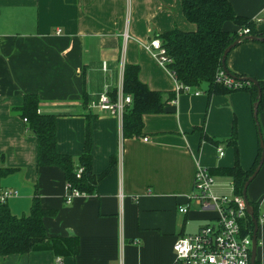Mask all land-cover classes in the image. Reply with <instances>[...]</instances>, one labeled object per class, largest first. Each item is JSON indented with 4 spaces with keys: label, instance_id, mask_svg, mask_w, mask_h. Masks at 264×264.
<instances>
[{
    "label": "crops",
    "instance_id": "obj_1",
    "mask_svg": "<svg viewBox=\"0 0 264 264\" xmlns=\"http://www.w3.org/2000/svg\"><path fill=\"white\" fill-rule=\"evenodd\" d=\"M228 1L235 15L264 33V0ZM195 29L183 17L181 0H0V166L10 170L0 180V197L10 194L3 203L15 218L28 217L37 200L48 213L42 220L47 236L75 237L79 246L74 257L13 254L0 257V264H172L175 241L214 222V211L201 210L193 199L196 166L211 175L214 196H235L222 172L235 162L226 141L234 129L239 166L249 171L260 139L264 153V113L255 122L246 91L175 90L147 47L161 34ZM222 30L240 28L226 22ZM125 66L137 67L139 82L160 92L164 104L163 113L143 115L138 135H125L122 119L91 107L102 95L111 101L122 94ZM225 67L264 82V43L238 44ZM25 96L36 97L39 114L55 117L56 151L76 167L89 126L92 175L112 165L90 195L65 204L63 172L36 166V139L20 112ZM247 200L257 205L259 220L264 217V159ZM259 220L255 262L264 264Z\"/></svg>",
    "mask_w": 264,
    "mask_h": 264
},
{
    "label": "trees",
    "instance_id": "obj_2",
    "mask_svg": "<svg viewBox=\"0 0 264 264\" xmlns=\"http://www.w3.org/2000/svg\"><path fill=\"white\" fill-rule=\"evenodd\" d=\"M182 14L185 20L195 26L193 32H181L173 30L157 36L161 47L165 50L169 59L166 69L183 86L199 89L206 86L208 94H229L237 91H246L250 95L252 105L256 102L257 89L254 85L241 83V77L231 74L221 66V57L224 50L232 43L242 40L238 32L227 33L222 30V25L230 22L242 29L249 30V36L264 37V33H258L252 23L235 15L228 0H181ZM261 43H264L261 42ZM218 71H222L229 78L240 84L237 90L223 87L215 82ZM257 82V81H256ZM261 90V99L257 109V115L264 113V82H257ZM122 94L130 95L131 105L125 108L122 115L123 133L140 134L142 117L147 114L163 113L162 94L153 92L139 82L137 67L125 66ZM116 101L114 93L111 102ZM38 100L35 96H25L20 112L27 122L28 129L36 139V166L55 167L63 172L67 186L78 192L90 195L96 182L102 176H94L91 173L90 159V129H86L84 148L79 158L78 166H74L71 158L57 153L55 147V117L41 115L37 112ZM259 128V126H258ZM203 141L215 144L206 135H201ZM218 143V142H216ZM234 148L235 162L233 167L223 170V174L232 180L233 194L242 196L245 182L256 169L261 149L255 162L249 171H243L239 166L236 148L235 130L226 141ZM82 169L79 178H76V170ZM9 169L0 166V180L9 174ZM253 209V215L258 222V207L249 202ZM48 213L42 210L37 200L33 203L31 213L26 218H15L10 215L4 203L0 202V257L13 254H28L36 252H51L55 258L74 257L78 253V240L75 237H48L42 220ZM244 234L252 237L253 225L248 216L242 223ZM257 264V262H255Z\"/></svg>",
    "mask_w": 264,
    "mask_h": 264
},
{
    "label": "built area",
    "instance_id": "obj_3",
    "mask_svg": "<svg viewBox=\"0 0 264 264\" xmlns=\"http://www.w3.org/2000/svg\"><path fill=\"white\" fill-rule=\"evenodd\" d=\"M238 35L245 37L249 35V30L242 29ZM123 38L125 40L129 38L127 32H124ZM147 50L153 52L159 66L166 69L170 61L160 42L153 40ZM168 72L177 92L189 89L181 85L170 71ZM215 82L232 90L240 87L239 83L222 71L216 74ZM130 104L131 98L119 93L115 102H111L107 96L102 95L91 107L100 112L113 114L121 120L125 108ZM23 121L26 122L25 119ZM218 156L222 157L223 152L219 150ZM81 172V168L76 170V178L80 177ZM212 183V177L208 171L197 165L193 176V188L196 190L193 199L201 210L214 211L215 219L213 223L200 228L196 234L180 237L175 241L172 246V264H250L251 237L244 234L242 229V223L247 216L244 201L239 196H233L230 200L214 196L211 193ZM9 195V193H3L0 202L3 203ZM81 196L84 194L66 185V194L63 198L65 204H70L75 198ZM178 211L185 214L186 208H179ZM259 221L264 223V217ZM56 263L58 264L59 261L57 260Z\"/></svg>",
    "mask_w": 264,
    "mask_h": 264
},
{
    "label": "water",
    "instance_id": "obj_4",
    "mask_svg": "<svg viewBox=\"0 0 264 264\" xmlns=\"http://www.w3.org/2000/svg\"><path fill=\"white\" fill-rule=\"evenodd\" d=\"M263 41H264V37L246 36L242 40H238V41L232 43L231 45H229L224 50L223 55L221 57L222 69L225 70V59H226L227 55L238 44H240L242 42H263ZM238 81L241 82V83L252 84L257 89L256 102L253 104V119L255 120V122H257L256 121L257 120V109H258V105H259L260 99H261V90L258 87V83L255 80L251 79V78H240V79H238ZM259 148L261 149V153H260V158H259L258 165H257L256 169L254 170V172L252 173V175L245 182L243 190H242V196H241L243 201H244V204H245L246 214L250 218V220L252 222V225H253V234H252V237H251L250 264H255V257H256V233H257V229H258V224H257V221L254 218L253 209L250 206L249 201L247 200V188H248L249 184L253 181L255 176L258 174V172H259V170H260V168L262 166V163H263L264 153H263V143H262L261 139L259 140Z\"/></svg>",
    "mask_w": 264,
    "mask_h": 264
},
{
    "label": "rangeland",
    "instance_id": "obj_5",
    "mask_svg": "<svg viewBox=\"0 0 264 264\" xmlns=\"http://www.w3.org/2000/svg\"><path fill=\"white\" fill-rule=\"evenodd\" d=\"M228 197H230V196H228ZM230 199H231V198H230ZM230 199H229V200H230Z\"/></svg>",
    "mask_w": 264,
    "mask_h": 264
}]
</instances>
